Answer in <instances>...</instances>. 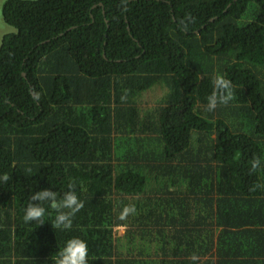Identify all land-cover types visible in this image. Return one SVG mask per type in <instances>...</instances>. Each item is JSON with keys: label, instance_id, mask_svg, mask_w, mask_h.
<instances>
[{"label": "trees", "instance_id": "trees-1", "mask_svg": "<svg viewBox=\"0 0 264 264\" xmlns=\"http://www.w3.org/2000/svg\"><path fill=\"white\" fill-rule=\"evenodd\" d=\"M122 4L2 5L16 32L0 44V264H55L74 237L88 264H264V189L250 191L264 184V0ZM217 74L235 99L209 112ZM71 181L84 208L70 230L47 203L43 225L24 222L36 191Z\"/></svg>", "mask_w": 264, "mask_h": 264}, {"label": "clouds", "instance_id": "clouds-1", "mask_svg": "<svg viewBox=\"0 0 264 264\" xmlns=\"http://www.w3.org/2000/svg\"><path fill=\"white\" fill-rule=\"evenodd\" d=\"M127 0H123V10L127 11L125 7ZM213 90L207 97L206 110L209 112L215 111L220 106H227L235 99L233 82L226 78V76L217 74L213 78ZM130 90L124 89L121 96V101L125 102L128 98ZM151 110V108H150ZM251 164L250 174L256 172L262 167L261 158L253 156L249 162ZM12 179L8 173L0 175V183H7ZM68 190L62 196L50 188H45L36 191L31 196V201L25 208L23 220L25 223H37L43 225L45 223L44 217L46 208L48 206L56 213L55 219L52 222L54 229L70 230L72 228L73 219L78 212L84 208V202L79 198L76 192V183L71 181L68 184ZM257 189H264V184L255 183L251 186L250 191ZM136 206L134 204L125 205L122 209L119 219L126 220L129 216L136 214ZM89 248L85 240L74 237L66 242V245L56 253L55 264H88ZM190 259L195 262L199 259L196 254H192Z\"/></svg>", "mask_w": 264, "mask_h": 264}, {"label": "rangeland", "instance_id": "rangeland-1", "mask_svg": "<svg viewBox=\"0 0 264 264\" xmlns=\"http://www.w3.org/2000/svg\"><path fill=\"white\" fill-rule=\"evenodd\" d=\"M6 0H0V44L2 37L6 34L15 33L16 30L4 23L2 18V5ZM32 1V0H31ZM166 89L161 86H155L151 90L144 93V95L138 98L137 106L142 110L146 111L158 105V101L164 95ZM125 231L124 227H114L111 232V239H116L123 236Z\"/></svg>", "mask_w": 264, "mask_h": 264}, {"label": "water", "instance_id": "water-1", "mask_svg": "<svg viewBox=\"0 0 264 264\" xmlns=\"http://www.w3.org/2000/svg\"><path fill=\"white\" fill-rule=\"evenodd\" d=\"M101 6V4H99Z\"/></svg>", "mask_w": 264, "mask_h": 264}]
</instances>
